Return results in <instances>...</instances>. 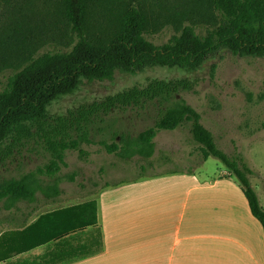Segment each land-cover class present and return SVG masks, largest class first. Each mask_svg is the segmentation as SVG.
I'll use <instances>...</instances> for the list:
<instances>
[{
    "label": "trees",
    "instance_id": "obj_1",
    "mask_svg": "<svg viewBox=\"0 0 264 264\" xmlns=\"http://www.w3.org/2000/svg\"><path fill=\"white\" fill-rule=\"evenodd\" d=\"M119 1L0 0V72L8 71L0 88V161L29 146L48 155L46 162L18 178L0 180L3 208L34 203L39 195L54 201L63 192L60 172L67 165V151L83 155L82 145L93 143L91 132L96 123L117 109L153 106L157 113L152 125L136 136L127 135L119 141L114 137L100 145L122 161L138 157L151 167L158 132L185 128L203 160L217 158L230 177H235L264 235V208L249 179L253 170L239 152H224L202 124L201 114L179 96L194 90L196 78H151L143 85H133L65 114L49 113L52 102L73 93L83 81L111 80L116 72L137 74L162 67L190 73L220 51L264 57V0H164L159 5L165 8L163 15L146 9L143 0H128L116 10L114 26L108 33L91 34L88 19L92 11ZM63 18L73 36L69 47L40 51L49 30H58L57 23ZM156 24L173 28L160 44L150 37L149 28ZM211 68L213 72L214 65ZM20 219L17 227L26 226L27 219ZM42 224V229L36 227ZM32 225L25 233L42 236L45 242L92 227L96 234L79 246L82 255L92 253L95 244L101 246L95 200L43 214ZM10 252L9 247L0 260Z\"/></svg>",
    "mask_w": 264,
    "mask_h": 264
},
{
    "label": "rangeland",
    "instance_id": "obj_2",
    "mask_svg": "<svg viewBox=\"0 0 264 264\" xmlns=\"http://www.w3.org/2000/svg\"><path fill=\"white\" fill-rule=\"evenodd\" d=\"M127 1L107 3L104 9H98L96 12L93 10L88 19L91 34L108 33L114 26L116 10L122 9ZM143 1L146 3V9L153 14L165 13V8L159 6L164 0ZM170 2L174 3V0ZM166 10L169 11L170 8L167 7ZM48 19L51 22V18ZM57 29L49 30L50 36L40 51L69 47L73 36L66 19L63 18L60 23H57ZM149 31L152 32L150 36L152 40L160 44L170 37L173 28L156 24L150 27ZM7 74L8 71L0 72V88ZM177 77L198 80V85L193 91L182 92L179 96L201 114L202 124L212 132L217 145L224 152L228 154L239 152L244 157L253 170L249 178L250 184L258 196L260 205L264 208V57H243L228 51H220L208 58L199 70L190 73L162 67L147 69L137 74L116 72L111 80L83 81L73 93L52 102L49 113L65 114L70 109L99 101L107 95L133 85H143L147 79ZM156 113V108L153 106L141 110L117 109L104 117L103 122L96 123L91 132L93 143L82 145L84 154L79 155L75 150H68L66 153L67 165L60 172L63 176L60 184L63 191L61 197L48 205L19 204L24 212L25 210L30 212L28 222L34 221L39 214L40 216L49 214L86 201L95 200L97 204L99 197L96 193L99 190L108 191V195L103 200L125 201L126 195L123 191L113 194L112 188L106 189L102 186L119 184L140 175L142 173L140 164L145 165L146 172L150 168L145 161L138 160V157L131 161L118 159L114 154L108 153L99 142L110 143L114 137L116 141H119L121 137L127 135L136 136L153 124ZM154 141L155 152L150 160L153 162L151 167L155 171L165 168L176 170L196 168L195 172L199 178L212 180L227 170L215 157L210 156L203 160L197 145L185 128L159 131ZM47 158L46 153L39 149L33 150L32 146H29L28 149L15 154L12 158L0 161V180L18 178L46 162ZM222 186L240 189L239 183L232 176L225 180ZM32 207L35 208L32 209ZM104 210L101 213L103 215L100 223L105 222L103 221L106 215ZM6 213L3 204L0 203V221ZM11 224H13L11 221L0 223V233L3 230L12 229ZM98 227L101 229V225ZM94 231L93 228L83 230L80 232L82 239L88 240Z\"/></svg>",
    "mask_w": 264,
    "mask_h": 264
},
{
    "label": "crops",
    "instance_id": "obj_3",
    "mask_svg": "<svg viewBox=\"0 0 264 264\" xmlns=\"http://www.w3.org/2000/svg\"><path fill=\"white\" fill-rule=\"evenodd\" d=\"M149 168L128 181L102 186L113 194L123 191L125 201L103 200L108 191L96 193L101 246L95 244L85 256L79 247L87 241L82 231L45 242L25 233L40 214L28 222L30 212L21 203L5 209L0 223L11 221L13 228L0 233V256L9 247L11 254L0 264H264L262 227L241 189L222 186L230 179L227 170L211 180L199 178L196 168ZM59 197L52 201L39 195L36 202L23 203L48 205ZM102 210L105 222L100 223ZM23 217L27 225L17 227Z\"/></svg>",
    "mask_w": 264,
    "mask_h": 264
}]
</instances>
